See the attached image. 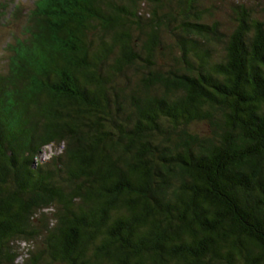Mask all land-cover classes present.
Masks as SVG:
<instances>
[{
    "label": "trees",
    "instance_id": "obj_1",
    "mask_svg": "<svg viewBox=\"0 0 264 264\" xmlns=\"http://www.w3.org/2000/svg\"><path fill=\"white\" fill-rule=\"evenodd\" d=\"M208 11L0 2V264H264V19Z\"/></svg>",
    "mask_w": 264,
    "mask_h": 264
},
{
    "label": "rangeland",
    "instance_id": "obj_2",
    "mask_svg": "<svg viewBox=\"0 0 264 264\" xmlns=\"http://www.w3.org/2000/svg\"><path fill=\"white\" fill-rule=\"evenodd\" d=\"M19 4V8L22 9L21 14L24 13L25 10H27L29 7L32 6L33 0H15ZM0 2H10V0H0ZM237 3H242L245 6H248L253 10V12L256 15H260V18L264 19V11H263V3L264 0H199V7L204 9H209V16L207 20L215 21L219 24L222 28H227L230 26V28L233 25L232 22V14L231 9L233 6ZM25 9V10H24ZM149 10L148 5L143 6V12L147 13ZM259 13V14H258ZM22 16L20 15L18 19L10 20L14 21V25L3 24L0 25V66L3 68L4 61H5V55L6 52L4 50V42L6 39L9 38V34L12 33L13 27L18 28V25L22 21ZM169 41V40H168ZM62 147L59 146L58 148H55L53 144L46 145L41 152L37 155L36 159L34 158L35 162H42L43 160L49 158L50 156L57 155L61 152ZM34 165V164H33ZM37 242V241H36ZM36 242L34 241H25V240H18L15 241L13 246L14 249L18 252V255H16V258L14 260V264H21L24 262L27 257L30 256V254L35 251V248L37 246Z\"/></svg>",
    "mask_w": 264,
    "mask_h": 264
}]
</instances>
